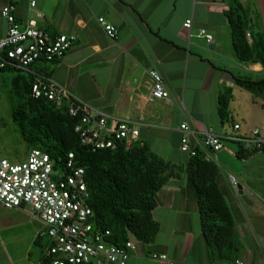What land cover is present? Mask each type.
Listing matches in <instances>:
<instances>
[{
	"label": "crops",
	"instance_id": "1",
	"mask_svg": "<svg viewBox=\"0 0 264 264\" xmlns=\"http://www.w3.org/2000/svg\"><path fill=\"white\" fill-rule=\"evenodd\" d=\"M238 2L246 10V32L252 39L247 43L252 44L253 37L264 42V0ZM9 3L15 6L21 23L35 20L51 35L76 36L64 56L53 62H34L31 73L49 75L79 99L114 117L136 122L135 140L147 143L155 154L177 166L176 175L169 176L157 193L152 215L159 230L154 241L134 240L136 248L126 264L231 263L233 260L214 258L203 239L195 194L183 170L189 155L184 159L186 152L179 148L183 132L178 126L186 122L192 129L211 127L218 134L236 135L258 128L247 124L253 107L264 106V90L237 79L263 80L264 65L241 61L233 50L225 12L234 0H0V9ZM101 16L116 27L115 39L98 22ZM187 19L192 22L190 28L183 26ZM5 27L0 16V38ZM200 28L212 34L211 42L198 35ZM150 69L161 74L168 98L151 97ZM31 73L9 71L4 75L9 77L11 90L17 77L23 90ZM224 88L231 89L232 97L230 118L223 121L218 96ZM243 88L249 91L248 112L232 106L234 91ZM257 115L261 117L260 112ZM235 123L238 129H233ZM258 130L264 135V129ZM220 152L215 153L218 163L230 155ZM239 160L229 167L215 162L217 183L234 227V259L264 264V153ZM230 173L236 176L247 201L230 183ZM43 230L44 225L29 209L0 204V264H40L45 251L39 236ZM151 253L166 254L169 263L152 259Z\"/></svg>",
	"mask_w": 264,
	"mask_h": 264
},
{
	"label": "built area",
	"instance_id": "2",
	"mask_svg": "<svg viewBox=\"0 0 264 264\" xmlns=\"http://www.w3.org/2000/svg\"><path fill=\"white\" fill-rule=\"evenodd\" d=\"M31 1V6H34ZM5 21V33L0 38V71L13 69L31 73V65L43 60H59L76 41L74 34L51 35L36 25L35 20L21 23L17 20L15 6L6 4L0 9ZM98 22L112 39L117 36L116 27L102 16ZM191 20L183 26L191 27ZM198 35L206 42L212 41V34L200 28ZM248 43L250 34L245 33ZM152 80V98L169 97L164 80L156 69L149 70ZM33 74L29 93L33 98L50 101L56 108L64 109L74 119V131L79 143L96 151L98 149L126 148L137 138V123L114 117L79 99L67 87L53 77ZM239 124H233L238 129ZM178 129L183 132L179 148L188 155L195 154L200 147L205 156L215 154L224 147V142H234L248 154L264 153V135L258 128L249 134H218L211 127L192 129L181 122ZM213 152V153H212ZM232 186L237 189V178L229 174ZM90 192L84 179V168L77 165L69 153L64 170L54 168L48 153L39 149L28 150L21 162H11L0 157V204L6 208H28L31 216L44 225L40 237H47L48 243L40 264H126L135 251V241L127 239L123 244L111 241L109 229L94 224L93 211L88 201ZM150 257L169 263L166 254L151 253ZM264 259V253H263ZM244 264L238 258L231 263Z\"/></svg>",
	"mask_w": 264,
	"mask_h": 264
},
{
	"label": "trees",
	"instance_id": "3",
	"mask_svg": "<svg viewBox=\"0 0 264 264\" xmlns=\"http://www.w3.org/2000/svg\"><path fill=\"white\" fill-rule=\"evenodd\" d=\"M225 15L238 59L264 65V42L260 37H253V43H247L246 10L238 0H234ZM30 80L28 85L24 84L23 90L18 87V77L14 80L13 93L20 101L12 112V119L28 149L45 151L54 168L61 171L69 153H72L73 160L84 168L94 224L109 229L113 243L123 244L129 238L146 244L153 242L159 230V223L152 215L157 193L169 176L176 175L177 166L165 161L147 143L138 140L127 148L121 145L116 149L91 151L79 143L73 129L74 119L64 109L56 108L46 99L30 96ZM237 81L264 90V79ZM231 97L230 88H224L218 96V114L223 121L230 118ZM195 149V154L188 156L183 170L195 194L201 233L214 258L232 261L237 245L228 206L217 183L219 169L213 160L205 156L202 148ZM235 155L244 159L252 154L246 153L238 144Z\"/></svg>",
	"mask_w": 264,
	"mask_h": 264
},
{
	"label": "rangeland",
	"instance_id": "4",
	"mask_svg": "<svg viewBox=\"0 0 264 264\" xmlns=\"http://www.w3.org/2000/svg\"><path fill=\"white\" fill-rule=\"evenodd\" d=\"M4 74H9V71L0 73V157L7 158L11 162H21L23 161L28 153L27 144L23 141L19 129L17 125L14 123L12 119V112L19 104V98L14 95L13 90H11V85L9 83L8 78ZM24 77V76H23ZM8 80V81H7ZM236 89L234 92L235 100L232 104L234 108L239 110L248 112L249 111V91L245 88ZM260 112L261 117L257 114ZM251 119L249 120L250 127H258L259 129H264V106H261L260 103L253 107V110L250 112ZM235 119L239 120V118L235 117ZM240 121V120H239ZM242 123V122H241ZM216 130L218 127H214ZM238 144L234 142L225 141L224 147L221 149V152H230V155L226 156V160L224 162L219 160V163L216 161L215 154L210 155V159L214 162L218 163L220 167L221 164L229 167V163H238L240 160L236 157L232 152L237 150ZM220 152V153H221ZM186 154H183V158H187ZM230 161V162H229ZM28 209V208H27ZM40 225V224H39ZM33 229L34 226H32ZM42 245L44 249L47 247L48 238H41ZM37 253L39 254V248L35 247Z\"/></svg>",
	"mask_w": 264,
	"mask_h": 264
},
{
	"label": "water",
	"instance_id": "5",
	"mask_svg": "<svg viewBox=\"0 0 264 264\" xmlns=\"http://www.w3.org/2000/svg\"><path fill=\"white\" fill-rule=\"evenodd\" d=\"M237 190H238V194L242 195V189L240 188V186L237 185ZM242 198L247 201L246 197L244 195H242Z\"/></svg>",
	"mask_w": 264,
	"mask_h": 264
}]
</instances>
